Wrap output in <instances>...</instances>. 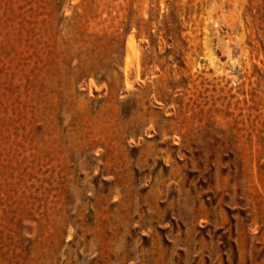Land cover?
Returning a JSON list of instances; mask_svg holds the SVG:
<instances>
[{"label":"rangeland","instance_id":"1","mask_svg":"<svg viewBox=\"0 0 264 264\" xmlns=\"http://www.w3.org/2000/svg\"><path fill=\"white\" fill-rule=\"evenodd\" d=\"M0 264H264V0H0Z\"/></svg>","mask_w":264,"mask_h":264}]
</instances>
